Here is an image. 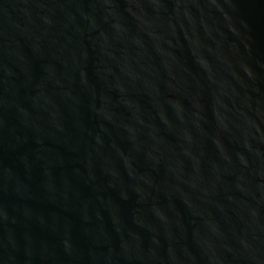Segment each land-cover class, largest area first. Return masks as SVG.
I'll list each match as a JSON object with an SVG mask.
<instances>
[{"label":"water","instance_id":"water-1","mask_svg":"<svg viewBox=\"0 0 264 264\" xmlns=\"http://www.w3.org/2000/svg\"><path fill=\"white\" fill-rule=\"evenodd\" d=\"M0 264H264V0H0Z\"/></svg>","mask_w":264,"mask_h":264}]
</instances>
